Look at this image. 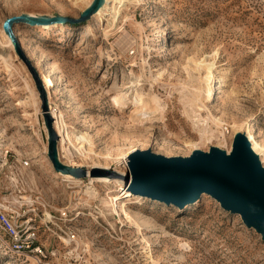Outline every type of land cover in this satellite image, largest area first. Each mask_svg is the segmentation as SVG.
<instances>
[{
	"label": "rangeland",
	"instance_id": "rangeland-1",
	"mask_svg": "<svg viewBox=\"0 0 264 264\" xmlns=\"http://www.w3.org/2000/svg\"><path fill=\"white\" fill-rule=\"evenodd\" d=\"M92 1L0 0V201L29 223L35 246L14 251L0 229V264H264L263 234L213 197L183 205L191 200L137 198L131 188L133 199L122 201L128 218L119 219L102 213L110 189L95 183L92 198L86 173L76 185L48 158L50 130L57 161L70 170L112 164L134 148L167 159L215 148L228 155L235 132L243 143L251 130L264 168V0H106L112 9L98 24L95 15L18 22L13 38L3 29L21 15L78 19ZM209 69L216 80L207 82ZM211 86L216 94L204 100ZM136 95L161 106L141 109ZM193 96L223 121L213 136L191 119ZM61 121L79 153L60 147Z\"/></svg>",
	"mask_w": 264,
	"mask_h": 264
},
{
	"label": "water",
	"instance_id": "water-1",
	"mask_svg": "<svg viewBox=\"0 0 264 264\" xmlns=\"http://www.w3.org/2000/svg\"><path fill=\"white\" fill-rule=\"evenodd\" d=\"M102 2L93 0L78 19L21 15L7 19L3 29L13 38L12 26L18 22L31 25L82 23L97 13ZM56 138L50 130L48 158L53 167L57 171L69 172L75 178L83 177L85 172L82 169L70 170L57 161ZM248 148L242 141H237L228 158L218 150L210 155L196 154L190 159H167L148 151L136 152L130 157L129 164L132 189L173 202L192 200L201 189L222 201L224 208L245 217L246 225L256 227L264 236V172L260 171Z\"/></svg>",
	"mask_w": 264,
	"mask_h": 264
},
{
	"label": "bare ground",
	"instance_id": "bare-ground-1",
	"mask_svg": "<svg viewBox=\"0 0 264 264\" xmlns=\"http://www.w3.org/2000/svg\"><path fill=\"white\" fill-rule=\"evenodd\" d=\"M104 1H106V0H103L102 3H104ZM111 9H112L111 4H106V3L102 4L94 16V19H95L94 23L95 24L100 23L102 21V17L104 15H106V13H110ZM117 18H119V16ZM39 27H41V26H39ZM2 34H3L2 39H5L6 42L10 40V38H7V36L4 34V31H2ZM211 79L214 80L215 76H214V73L209 69L208 70V76H207V82H209ZM137 86L140 87L141 82H137ZM215 88L211 86V88L207 92L206 97H203V99L205 100V99H210L211 97H213L216 94ZM197 95H199V94H197ZM136 97H137L136 98L137 100H135V101L140 102V104H141V107H139V108L144 109L146 111L147 110H156L157 108H159V106H161L159 104V102L157 101V99L154 97L150 98L149 100H144L143 98H141V95H136ZM199 97L197 99L195 96H193V98H191V101L189 103H187L189 105L188 107H190L189 108L191 110L190 112L194 113L192 115L191 119L193 120L194 124L198 127V130L202 132V134L208 132L210 136H213L212 134L217 132L220 124L223 121L220 118L215 117L213 115L211 109L209 107H207L206 104L204 103V100H201V99L199 100ZM203 112L206 113L205 117L201 114ZM59 117L60 116H58L55 113V111L51 112V118L52 119H56L57 122H59L60 121V119H58ZM209 122L214 125V127L216 128L215 131L214 130L212 131V130L207 128V127H209L208 126ZM63 123L64 122L61 121L62 130H64L65 132H63V131L61 132L60 124L58 126V129L56 130L57 136L60 137V140L58 141L59 144L61 145L60 147L63 149V151L66 152V154L69 152H71L72 154L79 153V150L74 145L73 138H71L68 130L63 129V126H64ZM239 136H240V134L238 133V131H236L235 132V142H237L240 139ZM207 138H210V137L207 136ZM77 139H80L81 142L86 141V139L83 137H77ZM245 142H248L247 146H249V144L251 145V148H248L249 152H250L252 158L254 159V161L256 162L260 171L264 172V168L261 166L260 157H259V155H261V153H262L263 147L260 144H258L257 142H255L251 130H249L247 132V136L243 139V144ZM222 143H223V140H222ZM219 145H221V144H219ZM80 147H82V146H80ZM217 147H219V146H217ZM217 149L218 148H215V150H217ZM136 152L137 151L134 148L133 150H130L123 155L121 154V156H119L113 160L112 164L110 162L104 161L102 159H100L97 162L92 163L90 165L80 164L77 162L70 163L71 167L82 169L86 173L87 178H88V183L86 185L84 184V187H87L89 189V191L85 192L88 196L93 198L97 194L95 192V188H93L95 186V183L105 185L108 189H110V192H111V188H113V187L119 188L120 191L116 195L112 196V195H110V192H108L105 194V196L103 198H100L102 209H103L102 213L104 215L111 216V212L115 211L118 214L119 219H120L121 215L128 218L127 213L124 210V204H122V201H124V199H127L128 201L133 199L132 198L133 194L131 193L132 180L129 179L125 183V185L122 186V184L124 182V181H122L123 180L122 178L127 176V175H130L128 162L130 160V157L132 155H134ZM230 152H232V151H230ZM230 152L228 155L223 154V156L225 158H228L229 155L231 154ZM63 177L66 180H68L71 183H74L76 185L84 183V181L77 179V178H74L71 175H63ZM68 187H71V185H69ZM203 194L208 195L210 197H213L212 194L205 193L204 191H202L200 189L199 193L191 201H184L182 204L187 205V204L192 203V202L196 203L199 201L201 195H203ZM140 196H143V195L137 193V198H139ZM145 197H148V196H145ZM153 199L160 201V199H158V198H153ZM215 200L219 203L220 206L224 207L222 201H220L218 199H215ZM105 212H106V214H105ZM241 218L243 219V221L245 223H247L245 217H243L241 215Z\"/></svg>",
	"mask_w": 264,
	"mask_h": 264
},
{
	"label": "built area",
	"instance_id": "built-area-1",
	"mask_svg": "<svg viewBox=\"0 0 264 264\" xmlns=\"http://www.w3.org/2000/svg\"><path fill=\"white\" fill-rule=\"evenodd\" d=\"M5 201H0V229L5 233V236L11 239V249L18 251L19 248L23 247V242L30 248H35L32 244H29V223L22 222L18 224L19 219H17Z\"/></svg>",
	"mask_w": 264,
	"mask_h": 264
}]
</instances>
